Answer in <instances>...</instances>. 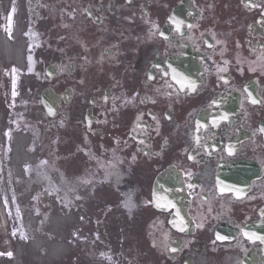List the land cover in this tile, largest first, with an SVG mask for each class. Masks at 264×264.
I'll use <instances>...</instances> for the list:
<instances>
[{
  "label": "flooded vegetation",
  "instance_id": "flooded-vegetation-1",
  "mask_svg": "<svg viewBox=\"0 0 264 264\" xmlns=\"http://www.w3.org/2000/svg\"><path fill=\"white\" fill-rule=\"evenodd\" d=\"M1 123L149 198L119 264H264V0H0Z\"/></svg>",
  "mask_w": 264,
  "mask_h": 264
},
{
  "label": "rangeland",
  "instance_id": "rangeland-1",
  "mask_svg": "<svg viewBox=\"0 0 264 264\" xmlns=\"http://www.w3.org/2000/svg\"><path fill=\"white\" fill-rule=\"evenodd\" d=\"M118 200L119 196L116 192L104 188V192L98 193L97 199L94 200L91 207L83 208L76 206L80 209H76V211L75 209H71L76 217L81 215L80 212L83 213L80 216L83 221L79 222L78 231H80V228H83L85 231L97 232L98 245L95 244V248H91L94 240H90L91 243L89 244L87 241L80 240V237L76 235V248L79 250L80 246H83L82 253L85 256V261L74 250L67 256L66 264H116V249L120 243L121 233L129 231V227L134 225V217L137 212L134 209L132 212V208L124 211L121 208V202L119 203ZM73 207L75 208V206ZM125 213H130L133 219H128ZM22 215L26 216V214ZM85 215L90 219L89 223H86ZM9 216V231L7 233L0 231V263L2 264H9L8 254L13 253L18 246L23 247L22 240H26L25 230L23 228L25 224L22 223L24 218L18 212L11 213ZM8 235L11 237L10 239L7 238ZM70 248L72 250L73 245ZM87 254H91V258L95 261L89 260ZM62 264H65V262H62Z\"/></svg>",
  "mask_w": 264,
  "mask_h": 264
},
{
  "label": "bare ground",
  "instance_id": "bare-ground-1",
  "mask_svg": "<svg viewBox=\"0 0 264 264\" xmlns=\"http://www.w3.org/2000/svg\"><path fill=\"white\" fill-rule=\"evenodd\" d=\"M9 50L10 47L5 44L4 55L6 58L9 57ZM26 157V154L21 150H18L14 155L17 162ZM73 209H78V207ZM2 220L4 223L6 222L4 216ZM28 223L32 226L36 224L34 219H31ZM48 224L47 229H42L38 234L30 236V240L25 247L24 245L23 247H17L15 253L16 264L21 259L24 260V264H59L69 255V245L72 239L67 233L73 232L79 227V220L76 218L75 213L68 208L65 211L60 210L56 216L49 220Z\"/></svg>",
  "mask_w": 264,
  "mask_h": 264
},
{
  "label": "snow or ice",
  "instance_id": "snow-or-ice-1",
  "mask_svg": "<svg viewBox=\"0 0 264 264\" xmlns=\"http://www.w3.org/2000/svg\"><path fill=\"white\" fill-rule=\"evenodd\" d=\"M253 102H255V101H253Z\"/></svg>",
  "mask_w": 264,
  "mask_h": 264
}]
</instances>
